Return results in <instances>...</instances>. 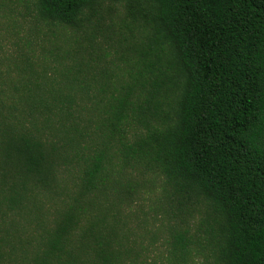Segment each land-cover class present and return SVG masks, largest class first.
<instances>
[{
	"label": "trees",
	"instance_id": "obj_1",
	"mask_svg": "<svg viewBox=\"0 0 264 264\" xmlns=\"http://www.w3.org/2000/svg\"><path fill=\"white\" fill-rule=\"evenodd\" d=\"M17 6L0 264H140L125 217L157 186L164 264H264V0Z\"/></svg>",
	"mask_w": 264,
	"mask_h": 264
},
{
	"label": "rangeland",
	"instance_id": "obj_2",
	"mask_svg": "<svg viewBox=\"0 0 264 264\" xmlns=\"http://www.w3.org/2000/svg\"><path fill=\"white\" fill-rule=\"evenodd\" d=\"M18 10L24 12V9L21 6H17L12 13H10L8 9L5 11H0V35L4 37L2 42V50L5 52V55L11 54L15 56L16 42L20 43V40H23V37L33 35L29 34L28 31L29 26H33L30 20H28L29 17H27L24 21V19L18 14ZM41 30L44 31V28L42 27ZM37 36L40 37L41 34H37ZM33 54L37 56V59H39L40 63L41 61L45 62L47 60V57L44 58L43 55H41V51L38 46H35ZM47 62L50 61L47 60ZM6 65L12 66V62L4 60V63L1 65L0 69H4ZM8 73L12 74V76L14 74L12 71H8ZM0 75L3 78L4 74L0 73ZM10 85L13 87L17 85V83L12 80ZM158 191L159 188L157 186L151 194L141 200L138 199L136 202H134L131 205V211H129L128 215L125 217L126 224L124 228L127 230L126 236L128 237L129 241H134L133 243L137 248L141 249L139 260H142L140 264L165 263L166 246L163 242V237H167V234L162 236L164 234L163 228H157L160 224V217L158 215H154L155 213L152 211V208L154 207L158 197ZM154 233L156 235V239L153 238L155 237ZM18 252L19 251H17V253ZM12 256L13 255L10 257ZM10 257H5L6 262H9V264H18L21 258L20 254H15V257H13L17 258V261H15L13 258L9 260Z\"/></svg>",
	"mask_w": 264,
	"mask_h": 264
}]
</instances>
